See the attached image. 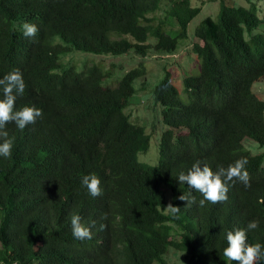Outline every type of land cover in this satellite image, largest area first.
<instances>
[{
    "label": "trees",
    "instance_id": "1",
    "mask_svg": "<svg viewBox=\"0 0 264 264\" xmlns=\"http://www.w3.org/2000/svg\"><path fill=\"white\" fill-rule=\"evenodd\" d=\"M220 2L194 40V0H0V78L18 69L16 109L43 112L26 133L6 125L14 147L0 157V264H171L172 251L187 264H225L226 233L253 219L260 227L247 242L264 244V101L254 89L264 79V15L249 0ZM23 22L37 25L36 37L23 36ZM190 46L201 72L184 75L187 100L169 71L150 83L148 60ZM127 56L139 64H105ZM149 90L159 114L150 126L132 119L143 102L133 98ZM161 130L157 165L142 162ZM240 158L250 187L237 182L223 202L201 207V194L176 179L197 161L215 171ZM88 174L101 196L81 186ZM190 191L195 203L179 199ZM72 214L91 240L74 239Z\"/></svg>",
    "mask_w": 264,
    "mask_h": 264
},
{
    "label": "clouds",
    "instance_id": "2",
    "mask_svg": "<svg viewBox=\"0 0 264 264\" xmlns=\"http://www.w3.org/2000/svg\"><path fill=\"white\" fill-rule=\"evenodd\" d=\"M18 30L26 38L36 37L39 28L36 24L23 22L18 25ZM25 91V82L23 74L18 70H13L0 78V92L3 98L0 99V157L11 158L14 147V137H10L6 131V125L13 122L22 132L26 133L33 127L36 120L42 117V109L35 106H24L16 109L15 103L19 96ZM248 160L240 158L227 168L218 167L213 169L207 164L197 161L185 173L181 171L176 179L180 184H187V187L199 192L202 199L199 200V206L203 207L206 202L216 204L228 199L227 193L231 186L237 182L242 183L245 188L250 187V176L246 165ZM81 186L87 189L92 198L102 195L101 180L96 174L84 175L81 178ZM180 200L187 204L195 203V198L188 195H181ZM186 204V205H187ZM166 211L175 216L180 211V207L169 204ZM79 214H72L70 217L72 235L78 241L91 240L93 233L91 228L81 222ZM260 227V221L253 219L249 221L244 228H236L226 233L225 239L227 247L223 249V256L226 258L225 264H231L235 261L237 264H264V244L247 242V234L250 231Z\"/></svg>",
    "mask_w": 264,
    "mask_h": 264
},
{
    "label": "rangeland",
    "instance_id": "3",
    "mask_svg": "<svg viewBox=\"0 0 264 264\" xmlns=\"http://www.w3.org/2000/svg\"><path fill=\"white\" fill-rule=\"evenodd\" d=\"M249 1L257 3L259 7L258 15L262 19L264 15V0H249ZM229 2H231V4L233 5H242L247 8L250 6L248 0H229ZM220 5H221L220 0H214V1L213 0H194V6L202 7V11L190 23L189 35L191 39L195 40V30L203 20H205L207 17H210V16L213 17L214 19H217V16L220 11ZM262 31H264L263 24L259 28V32H262ZM191 49H192L191 46L185 48V51L182 54L176 55L170 61L167 59H164L162 61L148 60L147 68L149 70L148 79H150L149 80L150 83L155 84L156 75L157 77H159V79H161L165 75L166 71H169L172 74V79L175 82V85L177 86V88L179 89L182 98L184 100H187L186 95L184 93V75L191 74L193 76H199L201 72V60H199L196 57V55L193 53ZM92 57L94 56H91L90 59ZM101 61L103 60L99 58V62ZM113 63H115L116 66H120L121 64L124 65V69L127 71V70H130L136 67L137 64H139V61L131 62L129 56L116 59V60H106L105 59V64H107L108 67H112ZM113 71L115 72L116 69H113ZM116 85L117 83L114 84V87ZM254 89L258 93L260 99L264 101V79L261 80L260 82H256L254 85ZM132 101H133V104H140L143 101L142 105H136L133 107L134 110H132V119L134 121L138 123H144V121H147L149 122V126H150V122L153 121L154 116H159L156 107L153 106L154 99H153V92H151V90L147 92H138ZM149 106L152 108L147 109L146 107H149ZM140 115H144L145 118L144 119L140 118ZM162 131L163 130H161V132L159 131L157 137H154L152 139L150 152L147 155L144 154L140 156V160L142 162L148 163L150 165H157L158 158H159V155H158L159 143H160ZM251 146L253 145H249V148ZM254 151L255 152L259 151V149L255 147ZM148 158L150 159V162L146 161V159ZM167 260L171 264H187L183 254L178 253L176 251H172L171 254L168 255Z\"/></svg>",
    "mask_w": 264,
    "mask_h": 264
}]
</instances>
